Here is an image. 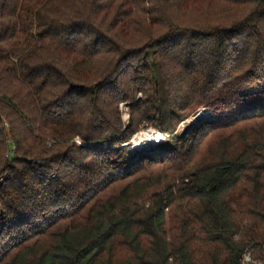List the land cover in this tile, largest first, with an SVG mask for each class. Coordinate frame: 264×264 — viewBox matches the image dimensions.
Listing matches in <instances>:
<instances>
[{"label": "trees", "instance_id": "obj_1", "mask_svg": "<svg viewBox=\"0 0 264 264\" xmlns=\"http://www.w3.org/2000/svg\"><path fill=\"white\" fill-rule=\"evenodd\" d=\"M146 120L171 136L131 154ZM248 251L264 264V0H0V264Z\"/></svg>", "mask_w": 264, "mask_h": 264}, {"label": "rangeland", "instance_id": "obj_2", "mask_svg": "<svg viewBox=\"0 0 264 264\" xmlns=\"http://www.w3.org/2000/svg\"><path fill=\"white\" fill-rule=\"evenodd\" d=\"M130 106L129 103L126 101H123L120 104V112L122 113L123 120L127 124L130 119ZM215 114L213 110H211L206 105H200L198 109H196L193 113H191L187 117H183L176 126L175 133H184L188 130L194 129L200 125H203V123L207 120H210L211 118H214ZM171 136L170 134L162 131L158 126L154 125L151 121H144L138 130L135 132L131 139L130 144V152L131 154H138L140 152H151L158 147H160L164 142H166V139ZM78 145H85V143L82 142L81 138L77 136L74 140ZM169 226V220L167 217V227ZM245 256L251 257V262L248 264H262L258 259H255L253 255L248 251L245 253Z\"/></svg>", "mask_w": 264, "mask_h": 264}, {"label": "built area", "instance_id": "obj_3", "mask_svg": "<svg viewBox=\"0 0 264 264\" xmlns=\"http://www.w3.org/2000/svg\"><path fill=\"white\" fill-rule=\"evenodd\" d=\"M243 261H244V264H248L252 260H251V257L250 256H245Z\"/></svg>", "mask_w": 264, "mask_h": 264}]
</instances>
